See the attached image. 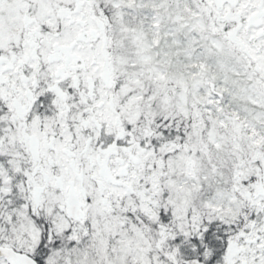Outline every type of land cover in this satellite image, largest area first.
I'll return each instance as SVG.
<instances>
[{"label": "snow or ice", "instance_id": "snow-or-ice-1", "mask_svg": "<svg viewBox=\"0 0 264 264\" xmlns=\"http://www.w3.org/2000/svg\"><path fill=\"white\" fill-rule=\"evenodd\" d=\"M0 264H264V0H0Z\"/></svg>", "mask_w": 264, "mask_h": 264}]
</instances>
